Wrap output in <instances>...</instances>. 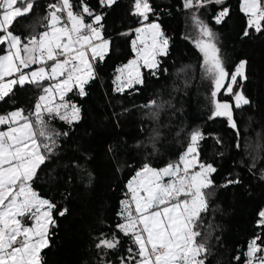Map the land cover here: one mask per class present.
<instances>
[{"label":"trees","instance_id":"trees-1","mask_svg":"<svg viewBox=\"0 0 264 264\" xmlns=\"http://www.w3.org/2000/svg\"><path fill=\"white\" fill-rule=\"evenodd\" d=\"M241 1L226 0L223 6L209 5L196 12L216 34L215 43L230 73L240 61H247L243 91L250 103L233 107L238 135L226 117L211 118L214 85L204 73L196 46L195 9H185L183 0H150L156 13L149 21L159 22L169 37L168 55L158 57L157 75L142 67L144 83L117 92L116 70L135 56L133 30L141 18L132 14L134 0H117L104 8L99 0H86L104 13V36L111 45L105 59L95 62L96 77L85 85L87 95L80 97L74 90L66 96L81 108V119L72 124L49 120L51 128L68 135L58 138L56 153L41 166L32 186L67 212L53 213L56 225L50 228L49 246L41 252L42 264H119L127 248H135L116 227L123 222L118 213L121 201L127 200V182L146 163L161 168L176 162L194 130L205 137L199 144L200 160L217 169L212 174L214 195L208 211L201 214L208 264H245L248 243L264 236V229L257 227L264 211V32L249 30V36L243 35L247 17L240 10ZM54 2L36 0L32 15L15 24L16 34L24 38L44 31L46 6ZM72 3L79 11V0ZM224 6L230 9L229 16L216 24L213 17ZM224 92L222 88L216 99L232 102ZM41 94L32 85L16 87L11 98L0 102V114L23 109L29 115ZM153 100L162 107H146ZM153 111L159 112L158 118L152 117ZM228 178L240 183L222 187ZM114 233L121 240L118 249L96 248L102 235L111 238Z\"/></svg>","mask_w":264,"mask_h":264},{"label":"snow or ice","instance_id":"snow-or-ice-1","mask_svg":"<svg viewBox=\"0 0 264 264\" xmlns=\"http://www.w3.org/2000/svg\"><path fill=\"white\" fill-rule=\"evenodd\" d=\"M116 2L99 0V5L111 7ZM225 3L226 0H183V7L196 10L192 15L199 29L196 46L203 56L204 73L214 85L211 118L226 117L239 135L233 107L239 109L250 103L243 91V81L248 78L247 61H240L230 73L215 43L216 34L196 15L209 5ZM35 6L36 0H0V51L4 53L0 54V102L11 98L16 87L32 85L42 92L29 115L23 109L0 114V128L6 126L0 130V264H42L41 252L49 246L50 228L56 225L53 213L64 216L67 212L66 208L57 209L32 186L41 166L56 153L58 138L68 135L51 128L49 120L58 118L72 124L81 119V108L66 96L74 90L80 97L87 95L85 85L96 77L95 62L105 59L111 45L104 36V13L96 12L86 0H79V11H74L72 0L48 4L42 18L45 30L22 38L14 26L21 18L31 16ZM133 7L132 14L141 18V26L133 30L136 58L116 70L113 83L117 92L144 83L141 66L157 75L161 63L158 57L167 56L169 51V37L161 24L156 20L148 22L156 13L150 0H134ZM240 10L247 17L245 37L250 35L249 30L264 32V0H242ZM229 13L228 7H221L214 22L223 23ZM86 17L90 22H85ZM33 65L38 67L26 71ZM45 81L51 83L45 86ZM222 88L232 102L216 99ZM146 107L162 106L153 100ZM151 115L158 118L159 112ZM203 139L201 131L191 132L178 162L159 169L146 163L129 180L131 198L121 201L118 215L123 222L116 227L135 248H127L119 264H208L210 250L200 231L201 214L208 211L214 195L212 174L217 169L199 158ZM239 183V179L228 178L222 187ZM259 217L257 227L264 229V211ZM29 220L30 225L26 223ZM120 246L115 233L111 238L102 235L96 244L101 250ZM245 256V264H264V236L257 235L248 243Z\"/></svg>","mask_w":264,"mask_h":264},{"label":"rangeland","instance_id":"rangeland-1","mask_svg":"<svg viewBox=\"0 0 264 264\" xmlns=\"http://www.w3.org/2000/svg\"><path fill=\"white\" fill-rule=\"evenodd\" d=\"M241 2H242V1H241ZM149 22H151V21H149ZM140 26H141V25H140ZM140 26H139V27H140ZM135 38H136V35H134L133 40H134ZM133 40H132V41H133ZM132 49H133V47H132ZM134 53H135V52H134ZM135 58H136V53H135V56H134L132 59H130V60H133V59H135ZM130 60H129V61H130ZM129 61H128V62H129ZM243 61H244V60H243ZM128 62H127V63H128ZM49 63H51V62H49ZM127 63H125V64H127ZM125 64H124V65H125ZM141 64H142V61H141ZM238 64H239V63H238ZM238 64H237V65H238ZM122 66H123V65H122ZM122 66H121V67H122ZM37 67H38V65H33V66H32V69H27L26 71H31V70H33V69H35V68H37ZM142 67H143V66H141V68H142ZM119 68H120V67H119ZM141 68H140V72H141ZM117 75H118V73L116 72L115 77H116ZM6 79H10V78H9V77H6ZM114 80H115V78H114ZM50 83H51V82H50ZM115 87H116V84H115ZM58 101H59V97L57 96V97H56V102H58ZM194 131H195V130H194ZM190 135H191V133L189 134V142H190ZM189 142H188V143H189ZM187 145H188V144H187ZM186 148H187V147H186ZM186 148H185V150H186ZM185 150L183 151V153L185 152ZM183 153H182V154H183ZM179 158H180V157H179ZM178 161H179V159H178L176 162H178ZM176 162H174V163H176ZM142 167H143V166H142ZM142 167H141V168H142ZM164 167H165V166H164ZM141 168H139L138 171H139ZM153 168H154V167H153ZM161 168H163V167H161ZM157 169H159V168H157ZM134 176H135V175H134ZM134 176H133V177H134ZM131 179H132V178H131ZM168 179H169V178H165L166 181H167ZM128 182H129V181H128ZM128 182H127V184H128ZM130 198H131V194L128 192V189H127V200H130ZM26 223L30 225V224L32 223V221L29 220V221H26Z\"/></svg>","mask_w":264,"mask_h":264},{"label":"crops","instance_id":"crops-1","mask_svg":"<svg viewBox=\"0 0 264 264\" xmlns=\"http://www.w3.org/2000/svg\"><path fill=\"white\" fill-rule=\"evenodd\" d=\"M4 54V53H3Z\"/></svg>","mask_w":264,"mask_h":264}]
</instances>
